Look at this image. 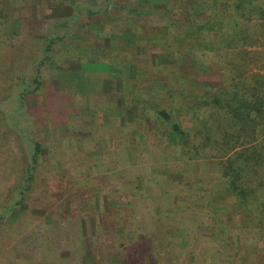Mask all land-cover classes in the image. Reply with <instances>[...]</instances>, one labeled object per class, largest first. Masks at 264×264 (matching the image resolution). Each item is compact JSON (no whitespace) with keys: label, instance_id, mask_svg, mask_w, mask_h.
Masks as SVG:
<instances>
[{"label":"trees","instance_id":"1","mask_svg":"<svg viewBox=\"0 0 264 264\" xmlns=\"http://www.w3.org/2000/svg\"><path fill=\"white\" fill-rule=\"evenodd\" d=\"M2 2L1 126L31 148L16 200L0 209V228L25 212L41 175L60 168L43 132L34 131L41 117H33L32 98L42 99L58 127L80 136L85 150L88 144L100 150L108 172L126 170L102 187L85 183L86 215L67 200L66 208L47 214L45 235L66 238L62 248L46 239L34 259L10 252V264H166L170 251H179L178 260L185 254L183 264H234L229 256L237 247L247 253L243 264H264V66L254 50L264 48V0H104L99 8L66 0ZM66 8L71 14L59 24L53 16ZM7 19L17 23L12 35ZM75 57L77 67L68 61ZM117 80L121 93L93 92L101 81L115 89ZM69 82L72 89L56 87ZM129 110L136 112L131 122L124 120ZM85 112L97 137L71 129L82 125ZM128 157L137 163L134 182L123 180L134 176L132 164L121 166ZM227 199L239 207L245 239L223 220L233 210ZM62 214L78 225L62 227L54 218Z\"/></svg>","mask_w":264,"mask_h":264},{"label":"rangeland","instance_id":"2","mask_svg":"<svg viewBox=\"0 0 264 264\" xmlns=\"http://www.w3.org/2000/svg\"><path fill=\"white\" fill-rule=\"evenodd\" d=\"M66 1H71L75 5L85 3L89 7H93V8H99L104 6V0H75V1L73 0L74 2L72 0H66ZM2 3H3L2 0H0V9ZM61 7H64V5H62ZM70 14H71V9L66 8L63 9V11L61 12L58 11V13H55L54 14L55 16H53V18H55L57 21H60L59 22L60 24V23H64L65 19L67 20ZM2 18H3V11L0 10V19ZM89 19L90 18H88V20ZM103 20L104 19H101V17H99L97 21H103ZM97 21H95V25ZM84 22L87 23L86 21ZM84 22H82L81 24L82 27L85 26ZM92 22L90 21L91 24H93ZM5 28L7 34L12 35L13 33L16 32L17 23L15 22L14 19H7ZM34 28L35 27H30V29H34ZM86 36L89 37L90 35H86ZM98 44H100L99 47L102 50L106 48L105 47L106 44L105 42H103V40H99ZM254 50L260 52L259 54H257V62H258L257 64L259 66H264V53H263L264 48L258 47ZM68 61H70L71 64H73V66L76 67L80 64L79 63L80 59H78L77 57L69 58ZM20 63H23V61L21 60ZM0 65H2L1 61H0ZM262 70L264 71V68ZM254 71H257V67H255ZM75 75L76 76L74 77L76 78L78 74ZM70 79L74 80V78H70ZM2 81H3V77L0 76V97H2V94L4 92H6L4 90H1ZM90 83H93V80ZM56 87L58 89L69 90L72 89V87L74 86H73V82H69L68 84L66 83V87L64 88H62L61 84L59 86L57 85ZM31 104L33 105L32 109L37 111L36 114L33 113V117H35V119L41 117L39 122H37V124L35 125L34 131L37 129L43 132L42 141L44 145H46V147L49 148V151L53 150V156L57 157L60 168L58 169L56 174L54 173L52 176H49L47 174L45 175L42 174L39 179V184H38L39 187L34 191L31 198L27 201L28 207L25 209V212L21 213V215H18L15 218V220H13V223L12 221L7 222L5 226L0 228V246H1L0 258L2 257L3 258L2 261L7 264H10V262L14 261V259L10 257V252L15 254L16 258L22 256L30 258L28 255L34 253L33 257L31 258L34 259L36 256H38L37 251L41 250V246H42L41 242L44 241L46 243V239L48 240L47 242L53 240L54 241L53 246H55L57 249H60V247L62 248L64 246L63 244L65 243L66 238L57 236L56 231L50 235H45L46 234L45 223L47 222V220H49L48 219L49 216H47V214H50L52 217V215L56 214L58 210L60 211L59 208L60 205L61 206L63 205L66 208L67 206L65 201L67 200L69 206L68 208L72 209V211L75 213L78 212L79 215V213L82 211V201L80 200V198H82L85 195V192H83L85 183H88L91 188H98L107 185L109 181H115L116 174L122 177H124V174H126V170L113 172L116 174L115 177H112L113 173L108 172V167H110L111 163L106 161V159L104 158L105 156L101 157L100 150H92L93 145L90 144L87 145L85 150L84 142H82L83 140L81 139L80 136H72V133L69 134L65 130H63V128L58 127L55 123V119L53 118V116L50 115L51 113L42 108L43 102L41 98H36V99L32 98ZM1 105L2 104L0 103V106ZM1 110L2 111L0 112V209L4 208L9 204H12L16 200L17 190L23 183V179L25 177V171H26L25 168L27 165L28 156L31 148V145L29 146L25 141V139L23 141V139L20 136L18 137L17 135H13V133L8 132L9 131L8 129L5 130L3 126H1V120H2L1 115L4 111L3 108ZM6 111L10 112L11 106L7 107ZM90 115H92L91 112L86 113V117L82 125L74 124L72 125L71 129L75 128L79 131L88 130L90 131V133H92L90 135L91 137H97L98 134L94 132L95 126L93 124ZM111 119L112 117L110 115L106 116V123L108 125L112 124ZM116 122L118 126L119 122L118 121ZM82 127H87L89 129H84ZM30 139L33 140L36 138H34L32 135ZM94 142L97 143L99 141L95 140ZM94 148L100 149L101 146L98 145ZM131 149H132L131 143L130 144L126 143L125 150L129 153ZM123 158L124 160H127V157L124 156ZM102 163H104L105 165L101 166ZM129 165H131L134 168V176L131 177L132 174H129L127 172L129 174V176L127 177L128 179L124 178L123 180L128 182L130 181L131 178L132 182H134L137 175L136 172L137 163L134 164V160L132 161L129 157L127 162H124L122 160L121 166L127 168V166ZM91 166L94 168L92 169ZM105 168L107 171L105 170ZM107 175H109V178L107 177ZM170 178L173 180L176 179L177 181L182 180L181 176H174V177L170 176ZM46 196L51 198V200L53 199V201L51 202L45 201ZM225 203L226 204L232 203L233 210L230 212H226L225 217H223V220L225 221V223H227L228 226L238 229V240L247 238V235H244L241 232L242 218L239 212V207L235 199H227ZM149 205L152 206L153 204L150 203ZM43 207L47 209V212H44L42 210ZM81 213L86 215L88 212H81ZM54 218H55V222L57 223L60 222V224L64 228H67L68 226L75 227L78 225V224H74L73 222L71 223L70 219L64 218L63 214L58 221H57V217L54 216ZM58 241H61V244H58ZM154 247L158 252L162 251L163 249L161 242H155ZM169 253H170L169 257L165 259L166 264H183L186 260L185 254L182 255L179 258V260L177 259L180 256L179 251L176 252L170 251ZM246 254L247 253L245 250L237 247V249L229 256L230 258L229 260L230 261L232 260L234 264H243L247 256ZM210 262H212V260ZM32 263H37V262L34 261Z\"/></svg>","mask_w":264,"mask_h":264},{"label":"crops","instance_id":"3","mask_svg":"<svg viewBox=\"0 0 264 264\" xmlns=\"http://www.w3.org/2000/svg\"><path fill=\"white\" fill-rule=\"evenodd\" d=\"M112 87H113V82L112 81H101V82H99L97 84L96 90H93V92H95V93L97 92L98 94H105V93H111V92H113L115 90V92H117L119 94V93H121L123 91V83H122L121 80L115 81V89H112ZM119 103L124 105V102H123L122 99H119ZM131 111H134V110H129L128 111L127 118H124L125 121L131 122V119L129 118V116H130L129 113ZM133 114H134L133 117L135 118L136 117V112L134 111ZM107 115H110V114H107ZM122 120H123V117H122Z\"/></svg>","mask_w":264,"mask_h":264}]
</instances>
